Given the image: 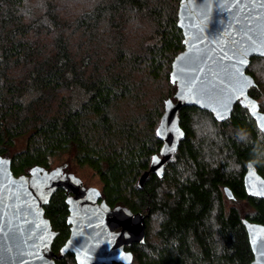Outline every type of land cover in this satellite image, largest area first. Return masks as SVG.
<instances>
[{
  "label": "trees",
  "instance_id": "16d2710c",
  "mask_svg": "<svg viewBox=\"0 0 264 264\" xmlns=\"http://www.w3.org/2000/svg\"><path fill=\"white\" fill-rule=\"evenodd\" d=\"M179 2L0 0V157L14 176L34 166L74 175V167L89 168L110 208L144 214V241L125 246L129 264H249L241 219L264 224V200L246 194L242 177L250 161L264 178V133L247 108L236 103L218 122L207 110L182 107L184 136L163 174L149 172L138 184L159 154L164 102L175 100L171 64L184 48ZM262 58L252 56L246 71L255 82L248 93L264 111L253 66ZM155 81L167 91L150 89ZM200 114L205 135L194 123ZM66 195L58 188L43 205L56 255L69 235ZM55 263L76 264L70 252Z\"/></svg>",
  "mask_w": 264,
  "mask_h": 264
},
{
  "label": "water",
  "instance_id": "95a60500",
  "mask_svg": "<svg viewBox=\"0 0 264 264\" xmlns=\"http://www.w3.org/2000/svg\"><path fill=\"white\" fill-rule=\"evenodd\" d=\"M177 18L184 48L171 64L175 100L164 102L156 127L162 142L159 154L152 156L139 185L149 172L163 174L184 136L178 117L184 106L207 110L222 122L238 103L264 133V111L248 93L255 82L246 71L252 56L264 57L259 54L264 53V0H180ZM246 49L244 80H239L232 66ZM242 183L247 195L264 200V178L250 161ZM58 188L67 194L69 235L56 255L51 251L55 232L43 216V205ZM223 191L227 198L233 197L227 186ZM241 221L253 256L249 264H264V224ZM144 230V214L123 206L110 208L100 199L97 187L84 186L73 173L34 166L28 176H14L8 158L0 157V264H56L55 258L68 252L76 264H129L132 254L125 246L143 242Z\"/></svg>",
  "mask_w": 264,
  "mask_h": 264
},
{
  "label": "rangeland",
  "instance_id": "374dc122",
  "mask_svg": "<svg viewBox=\"0 0 264 264\" xmlns=\"http://www.w3.org/2000/svg\"><path fill=\"white\" fill-rule=\"evenodd\" d=\"M261 58V57H260ZM255 68H259V72L261 73V76H262V82L264 83V60L263 58L256 61L253 65ZM248 69H250V65L248 67ZM150 85V89H154L155 91H158V93H163L164 90L165 92L167 91V87H166V84L164 83V81H155V82H149ZM263 90H264V87H263ZM262 90V93H261V97L258 98L259 99V102L261 104L264 105V91ZM194 123L197 127V130L199 131L198 134H207V130L210 128L207 129L208 125H207V121H206V118L204 115H196L194 117ZM218 129L222 130L221 127H218ZM219 130V131H220ZM207 131V132H206ZM213 132H217L216 130L215 131H210L209 130V133L208 134H212ZM261 134H263L261 131H260ZM75 175L77 177L80 178V180L82 181V183L85 185V186H93V187H100V183L97 179L96 176L93 175V173L90 171L89 168H86V167H83V168H75L74 167V171ZM117 229V228H116ZM114 229V230H116Z\"/></svg>",
  "mask_w": 264,
  "mask_h": 264
},
{
  "label": "snow or ice",
  "instance_id": "6c2138e0",
  "mask_svg": "<svg viewBox=\"0 0 264 264\" xmlns=\"http://www.w3.org/2000/svg\"><path fill=\"white\" fill-rule=\"evenodd\" d=\"M261 47H264V45H262ZM255 49V46H253V50ZM248 51L249 50H244V51H241L239 53V59H237L236 63L233 64V72H234V75L239 79V80H244V77H243V72H242V69L244 68V66L247 64V55H248ZM259 54H264V53H259Z\"/></svg>",
  "mask_w": 264,
  "mask_h": 264
},
{
  "label": "flooded vegetation",
  "instance_id": "af4514ba",
  "mask_svg": "<svg viewBox=\"0 0 264 264\" xmlns=\"http://www.w3.org/2000/svg\"><path fill=\"white\" fill-rule=\"evenodd\" d=\"M115 231H118V228L115 230ZM52 243V242H51ZM72 254V253H71ZM56 259V258H55Z\"/></svg>",
  "mask_w": 264,
  "mask_h": 264
}]
</instances>
